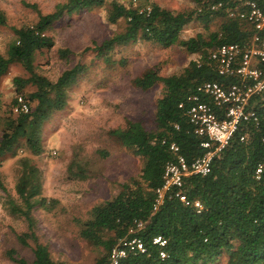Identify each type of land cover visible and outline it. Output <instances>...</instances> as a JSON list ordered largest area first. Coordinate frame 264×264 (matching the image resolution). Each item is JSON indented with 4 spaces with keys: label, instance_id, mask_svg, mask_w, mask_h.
<instances>
[{
    "label": "trees",
    "instance_id": "1",
    "mask_svg": "<svg viewBox=\"0 0 264 264\" xmlns=\"http://www.w3.org/2000/svg\"><path fill=\"white\" fill-rule=\"evenodd\" d=\"M188 1L190 7L180 11L151 1L147 14L137 13L115 0H61L46 12L31 4L36 9V19L29 24L10 26L13 38L5 53H0V76L11 62L18 63L27 75L11 77L14 94L2 114L0 162L6 155H16L19 146L26 151L16 159L14 191L17 199L8 193L4 199L11 213L23 218L26 229L15 236L21 244L31 243L32 252L28 260L9 248L7 256L12 264H67L53 258L47 244L36 235L32 210L47 206L48 200L41 195L40 169L29 155L43 150L42 125L54 110L64 106L67 88L84 70V65L75 63L66 67L51 80L34 70V56L42 48L52 46V37L46 30L56 19L104 4L108 22L124 20L120 31L95 45L96 54L104 60H108L107 51L113 46L138 39L154 41L164 47L177 44L196 56L190 57L176 72L160 74L158 66L151 65L132 77V84L141 89L156 82L162 84L155 100L154 125L146 128L139 120L127 118L123 126L107 129L109 137L140 158L141 165L135 175L119 183L112 195L92 204L86 218H73L79 236L99 247L91 264H110L111 245L119 237L133 235L139 237L145 250L127 251L116 264H208L222 255H226V264H264V125L246 121L212 159L206 173L184 176L180 190L186 202L171 194L165 195L156 209L151 207L154 188L161 183L165 162L173 160L176 153L189 162L203 152L200 137L193 132L186 115L193 101L188 97L197 94L217 110L197 86L206 80L224 82L227 79L208 61V51L222 42L247 43L253 31L250 24L227 14L228 7L240 6L241 0H220L222 6L216 9H209L208 4L218 0ZM191 20L200 22L204 31L181 36L182 28ZM211 21H216L214 27H209ZM0 24H6L2 10ZM68 52V48L57 49L61 57ZM27 85L31 88L26 89ZM18 94L28 104L26 112L12 111ZM239 133H245L243 140L238 139ZM170 142L177 145L176 152L169 148ZM73 165L76 169H72ZM67 168L77 175L76 161H70ZM0 189L5 190L1 177ZM195 200L200 203L198 210L193 205ZM134 219L143 224L129 232ZM155 235L165 239L163 245L151 241ZM160 250L163 256L159 255Z\"/></svg>",
    "mask_w": 264,
    "mask_h": 264
},
{
    "label": "rangeland",
    "instance_id": "2",
    "mask_svg": "<svg viewBox=\"0 0 264 264\" xmlns=\"http://www.w3.org/2000/svg\"><path fill=\"white\" fill-rule=\"evenodd\" d=\"M58 1L61 0H0V10L6 17V24H0V53H5L13 38L11 25L32 23L36 9L49 11ZM155 1L174 11L188 9L191 5L188 0ZM105 5L79 9L56 19L46 30L52 37V46L42 48L34 56V70L51 80L66 67L75 63L84 65V70L67 88L64 106L54 110L42 125L43 150L29 155L40 169L41 195L48 200L47 206L32 210L36 235L47 244L53 258L67 264H91L99 252V247L79 236L73 218H86L92 204L108 198L120 182L135 175L140 168V158L107 134V129L123 126L127 118L139 120L146 128L154 125L155 100L162 84L156 82L141 89L132 84V77L151 65H157L160 74L176 72L190 57L196 56L177 44L164 47L154 41L138 39L113 46L107 51L108 60H104L96 54L95 45L124 25L123 18L114 23L107 21ZM215 23L211 21L209 27H214ZM197 31H204V27L191 20L182 28L181 36ZM58 48H68L69 52L61 57ZM13 75L26 76L27 73L18 63L11 62L0 76V129L3 110L14 94ZM25 154L23 146H19L16 155H6L0 162V177L5 186V190L0 189V264H12L7 256L9 248L28 260L32 256L31 243L21 244L15 236L26 229L25 222L9 211L4 199L6 193L17 199L14 191L16 159ZM70 161L77 162V175L68 170ZM208 264H226V255Z\"/></svg>",
    "mask_w": 264,
    "mask_h": 264
},
{
    "label": "built area",
    "instance_id": "3",
    "mask_svg": "<svg viewBox=\"0 0 264 264\" xmlns=\"http://www.w3.org/2000/svg\"><path fill=\"white\" fill-rule=\"evenodd\" d=\"M115 1L140 14H147L151 9V0ZM221 6L220 0L208 4L209 9ZM227 14L250 24L252 34L247 43L222 42L208 51V61L218 74L227 79L224 82L206 80L197 86V90L208 96L217 110L208 100L199 99L197 94L188 97L193 101L186 109V115L193 132L200 137L199 145L203 152L189 162L178 153L173 160L165 162L161 183L154 188L152 210L157 208L165 195L172 194L186 202L185 195L180 190L184 176L206 173L212 159L246 121L264 125V0H241L240 6L228 7ZM27 110V102L21 95H16L12 111ZM244 138L245 133H239L238 139ZM169 148L176 152L177 145L170 142ZM257 171L259 167L256 168ZM193 205L196 210L200 207L197 200L193 201ZM142 224L143 221L134 219L128 231H134ZM151 241L163 245L165 239L155 235ZM130 250L144 251L145 247L135 235L119 237L109 249V263L116 264ZM159 255L163 256L164 252L160 250Z\"/></svg>",
    "mask_w": 264,
    "mask_h": 264
},
{
    "label": "crops",
    "instance_id": "4",
    "mask_svg": "<svg viewBox=\"0 0 264 264\" xmlns=\"http://www.w3.org/2000/svg\"><path fill=\"white\" fill-rule=\"evenodd\" d=\"M151 1H153V2H155V3H156V1H155V0H151Z\"/></svg>",
    "mask_w": 264,
    "mask_h": 264
}]
</instances>
